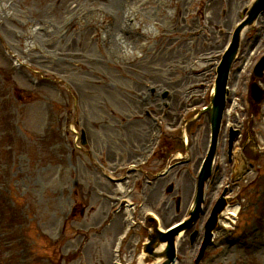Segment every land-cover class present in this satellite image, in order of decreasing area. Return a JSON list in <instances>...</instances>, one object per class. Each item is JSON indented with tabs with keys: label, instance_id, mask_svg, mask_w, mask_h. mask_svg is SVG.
Wrapping results in <instances>:
<instances>
[{
	"label": "rangeland",
	"instance_id": "rangeland-1",
	"mask_svg": "<svg viewBox=\"0 0 264 264\" xmlns=\"http://www.w3.org/2000/svg\"><path fill=\"white\" fill-rule=\"evenodd\" d=\"M114 1L124 4L125 19ZM252 2L0 0V264H117L120 257L122 264H139L149 212L162 227L187 215L201 165L179 164L152 185L145 175L189 152L196 160L206 155L208 114L189 124V152L180 129L195 107L209 103L218 64ZM119 33L124 38L115 45ZM263 55L264 14L247 28L232 68L228 113L213 142L220 169L208 183L207 213L185 231L174 264H195L208 213L227 187L233 204L241 205L237 222L221 226L198 264H264V153L250 159L236 184H230L226 154L229 125L245 124L249 116L264 145V101L255 107L249 95ZM163 87L171 90L169 99L162 98ZM143 106L151 117L142 115ZM83 129L88 143L78 147ZM159 131L165 141L147 167L122 182L99 171L122 176L115 167L147 154ZM168 185H174L172 193ZM118 195L135 201L138 218L124 206L114 210ZM133 219L140 224L119 248Z\"/></svg>",
	"mask_w": 264,
	"mask_h": 264
},
{
	"label": "bare ground",
	"instance_id": "bare-ground-1",
	"mask_svg": "<svg viewBox=\"0 0 264 264\" xmlns=\"http://www.w3.org/2000/svg\"><path fill=\"white\" fill-rule=\"evenodd\" d=\"M111 5H112L114 11L116 12V14L120 18L125 19L124 4L123 3H120L119 1H114V2H111ZM123 38H124L123 34L119 33L117 37H114L112 39V42L115 45H118L120 43V41H123ZM122 46L124 48V45L123 44L121 46H119V47H122ZM212 154H213V152H212ZM211 155H208V157H210ZM207 160L209 161L210 159L207 158ZM238 210H239V206L238 205H235V206L227 207V209H226V211L224 213H225L226 217H230V216L232 217V215H235L238 212ZM119 224H120V222H117L116 228H118V225ZM177 239H178L177 241L179 242V244L180 243L182 244V242H181L182 241V236L177 237ZM157 241L160 242V240H157ZM161 243H162V245H160L159 249H162V251H164L163 248H164V244H166V243L163 242V241ZM145 257H146V255H144V254H141L139 256V262H140V264H166L165 263L166 260L162 261L161 258H159L158 260H156L155 263H145Z\"/></svg>",
	"mask_w": 264,
	"mask_h": 264
},
{
	"label": "water",
	"instance_id": "water-1",
	"mask_svg": "<svg viewBox=\"0 0 264 264\" xmlns=\"http://www.w3.org/2000/svg\"><path fill=\"white\" fill-rule=\"evenodd\" d=\"M258 1H260L259 6L262 3L264 4V0H258ZM235 43H236V36L234 38V44ZM234 44H233V47L230 49V51L226 54L225 59H224L222 65L220 66V69H219L218 94L216 96V105L217 106H219L222 103V97H221L222 88H224L225 81L227 78L229 59H230L231 54L234 52ZM256 91H258V90L256 89ZM215 126H216V124H215ZM215 134H216V129H215ZM169 240H170V237H169ZM168 256H169V258H173V256H174V252H173L171 244L169 245Z\"/></svg>",
	"mask_w": 264,
	"mask_h": 264
}]
</instances>
